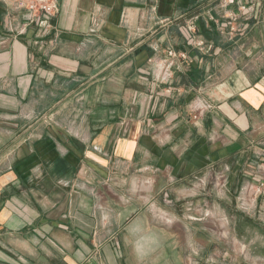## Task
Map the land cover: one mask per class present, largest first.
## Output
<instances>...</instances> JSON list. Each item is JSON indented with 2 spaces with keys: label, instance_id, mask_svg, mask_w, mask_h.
Masks as SVG:
<instances>
[{
  "label": "crops",
  "instance_id": "1",
  "mask_svg": "<svg viewBox=\"0 0 264 264\" xmlns=\"http://www.w3.org/2000/svg\"><path fill=\"white\" fill-rule=\"evenodd\" d=\"M52 2L0 0V264H264V0ZM146 171L182 255L126 200Z\"/></svg>",
  "mask_w": 264,
  "mask_h": 264
},
{
  "label": "rangeland",
  "instance_id": "2",
  "mask_svg": "<svg viewBox=\"0 0 264 264\" xmlns=\"http://www.w3.org/2000/svg\"><path fill=\"white\" fill-rule=\"evenodd\" d=\"M169 53L170 51L168 52V54ZM172 55L173 53L169 54V56ZM150 173L151 172L146 171L136 174V176H142L143 179L141 184H133V182L129 181L130 179L128 180L127 184L124 186L126 200L135 199L136 206H140L143 209V214H148L143 216V219H151L152 217V222L156 224V239H159V249L156 253H153V255H165V248L169 247V243L171 242L176 247V254L182 255V245L185 244L184 242L187 239V234L183 232L184 228L182 226V217L180 213L181 202L174 206L171 203V199L167 197L165 172H156V174L158 175L156 177L158 179V182L155 184V188L151 193L149 191L150 184L145 182L147 179H144V177L148 178ZM128 176L132 178V176L134 175L129 174ZM210 177L213 183H217V181L214 180V176L212 174L210 175ZM213 183L207 186L211 188L214 185ZM215 202L218 203L217 200ZM215 202L212 199L206 201V206L212 210L215 208V206H219ZM222 202V207H226V200L223 199ZM219 234L221 236L224 235V231H220V233H218V236ZM208 237L211 238V236L207 234L206 241L208 240ZM196 238L198 239L199 235L196 236ZM136 239L137 238L134 237V233H127V240L129 242H135ZM221 239L222 241L224 240L223 238ZM136 242H141L143 245L145 243H149V235L143 232V236H141L140 239H137Z\"/></svg>",
  "mask_w": 264,
  "mask_h": 264
},
{
  "label": "built area",
  "instance_id": "3",
  "mask_svg": "<svg viewBox=\"0 0 264 264\" xmlns=\"http://www.w3.org/2000/svg\"><path fill=\"white\" fill-rule=\"evenodd\" d=\"M14 3L18 9L29 13L36 25L47 27L51 17L55 14L52 0H14Z\"/></svg>",
  "mask_w": 264,
  "mask_h": 264
}]
</instances>
